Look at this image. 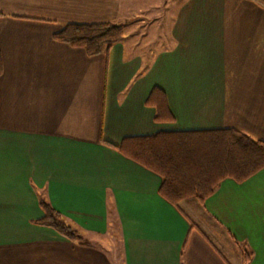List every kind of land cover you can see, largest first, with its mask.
<instances>
[{"label":"crops","instance_id":"crops-1","mask_svg":"<svg viewBox=\"0 0 264 264\" xmlns=\"http://www.w3.org/2000/svg\"><path fill=\"white\" fill-rule=\"evenodd\" d=\"M94 22L122 38L87 55L54 37ZM0 58V264H264V168L175 206L157 173L107 144L222 128L264 139V8L0 0ZM154 86L170 120L145 103ZM41 197L81 240L35 222Z\"/></svg>","mask_w":264,"mask_h":264},{"label":"trees","instance_id":"trees-1","mask_svg":"<svg viewBox=\"0 0 264 264\" xmlns=\"http://www.w3.org/2000/svg\"><path fill=\"white\" fill-rule=\"evenodd\" d=\"M250 1L264 8V0ZM122 35V24L94 22L66 23L54 37L83 48L87 55H95L119 41ZM145 103L154 108L155 120L172 118L160 88L154 86ZM107 144L157 173L161 178L159 194L175 206L189 197L202 202L222 179L230 177L241 182L264 168V139L234 128L158 131L125 137L118 145ZM39 205L43 216L36 223L50 226L69 239H82L80 231L43 197ZM244 258H248L245 253Z\"/></svg>","mask_w":264,"mask_h":264},{"label":"rangeland","instance_id":"rangeland-1","mask_svg":"<svg viewBox=\"0 0 264 264\" xmlns=\"http://www.w3.org/2000/svg\"><path fill=\"white\" fill-rule=\"evenodd\" d=\"M149 20H146V22H148Z\"/></svg>","mask_w":264,"mask_h":264}]
</instances>
